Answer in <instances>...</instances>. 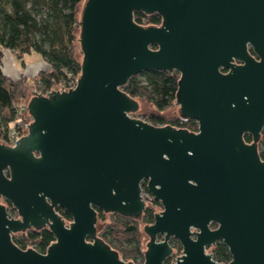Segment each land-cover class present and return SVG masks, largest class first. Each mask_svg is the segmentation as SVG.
I'll list each match as a JSON object with an SVG mask.
<instances>
[{
    "label": "water",
    "instance_id": "1",
    "mask_svg": "<svg viewBox=\"0 0 264 264\" xmlns=\"http://www.w3.org/2000/svg\"><path fill=\"white\" fill-rule=\"evenodd\" d=\"M76 17V87L28 89V127L0 143V197L17 213L0 202V264H134L97 236V211L139 219L143 182L161 210L142 264L171 257L170 237L171 264H224L206 251L218 241L227 264H264V0H81ZM149 69L179 73L172 103L196 131L134 115L123 87ZM43 228L45 252L12 241Z\"/></svg>",
    "mask_w": 264,
    "mask_h": 264
},
{
    "label": "trees",
    "instance_id": "2",
    "mask_svg": "<svg viewBox=\"0 0 264 264\" xmlns=\"http://www.w3.org/2000/svg\"><path fill=\"white\" fill-rule=\"evenodd\" d=\"M81 0H0V64L5 51L17 56L35 52L47 62L50 69L40 72L36 85L48 89L53 83L66 80L68 74L80 72V63L75 60L77 53L76 33L79 29L76 12ZM134 20L145 25H159L161 18L158 14L134 12ZM176 71L149 69L132 76L123 90L132 98H142L152 104L154 111L143 119L154 125L169 124L176 128L189 131L197 130V122L190 118L178 116L167 117L161 113L169 109L175 99L177 90ZM25 80H11L0 68V140L5 136L9 123L15 118L13 106L25 97ZM246 141L251 140L250 136ZM259 155L264 160V128L258 143ZM147 192L145 182L142 184ZM160 206L158 201H152L145 207L141 217L134 219L116 213L97 211V236L121 258L128 261L143 262V248L140 239V226L153 222L155 208ZM9 209H12L9 203ZM61 216L70 221L68 212H60ZM108 219V222H105ZM54 240L47 228L30 229L23 233L12 235L13 243L21 249L30 248L45 252ZM174 248L180 251L182 247L175 241ZM211 253L217 261L227 263L230 254L226 246L218 241L212 247Z\"/></svg>",
    "mask_w": 264,
    "mask_h": 264
},
{
    "label": "rangeland",
    "instance_id": "3",
    "mask_svg": "<svg viewBox=\"0 0 264 264\" xmlns=\"http://www.w3.org/2000/svg\"><path fill=\"white\" fill-rule=\"evenodd\" d=\"M77 53L79 55H81V51L79 50V47H77ZM35 55H38L37 53L35 52H31L29 54H25L23 57L25 59V63H21L22 61L18 62V59H15V61H17V65L19 66L18 67V70L13 74V75H5L7 76L9 79L11 80H18L20 78H24L25 80V97L23 99H21L19 102L21 101H25V99L28 98V95H27V90L28 89H32V91L34 89H37V85H36V81H37V76L40 72H47L50 67L48 66L47 62L46 61H38L36 60V56ZM16 56V54H15ZM36 60V61H35ZM137 101L139 103V109L136 113H134V115L136 117H141V116H144V114H147L151 111H154V107L152 106L151 103L145 101L144 99L142 98H137ZM18 103V102H17ZM178 106L176 104H173L169 109H167L166 111L162 112L161 114L162 115H165L167 117H175V116H178V112L176 110ZM12 126V122L9 123V127ZM143 196V195H142ZM105 222H108V219L105 221ZM142 226H140V239H141V243H142V248L143 250H145L146 248V243L149 241V238L148 236L143 232L142 230Z\"/></svg>",
    "mask_w": 264,
    "mask_h": 264
},
{
    "label": "built area",
    "instance_id": "4",
    "mask_svg": "<svg viewBox=\"0 0 264 264\" xmlns=\"http://www.w3.org/2000/svg\"><path fill=\"white\" fill-rule=\"evenodd\" d=\"M77 75H79V72L76 75L68 74V78L66 80H62L60 82L53 83L48 89L38 87L37 89H34L32 92H36V93H40V94L44 95L50 91V88L54 89V86H58L59 84L63 88H66V89L72 88L73 89L76 87V84H77ZM22 105H25V101H21V102L15 104L13 106L14 111H15V118L12 120V126L7 129L5 136H2V138H1V141L4 144L13 145L15 140L23 135L22 130L28 127L25 116L21 112V106ZM142 195H143V199L145 200L146 204L151 205L152 201L154 200L153 197L151 196V194L149 192H143ZM8 214L12 218L17 217V213L14 209L10 210L8 212ZM29 247L34 249L33 245H29Z\"/></svg>",
    "mask_w": 264,
    "mask_h": 264
},
{
    "label": "flooded vegetation",
    "instance_id": "5",
    "mask_svg": "<svg viewBox=\"0 0 264 264\" xmlns=\"http://www.w3.org/2000/svg\"><path fill=\"white\" fill-rule=\"evenodd\" d=\"M236 62V61H235ZM237 63V62H236ZM221 69H223V70H226L227 71V69H225V68H221ZM142 118V117H141ZM263 130V129H262ZM261 133H262V131H261ZM248 136H250L249 134H244V136H243V138H244V141L246 142V143H251L252 142V140H249V141H246L245 139L246 138H248L249 139V137ZM250 138H251V136H250ZM260 138H261V135H260ZM260 138H259V140H260ZM259 140H258V142H257V150H258V153H259V149H258V143H259ZM0 143H3L1 140H0ZM260 156V155H259ZM261 158V157H260ZM263 160V159H262ZM264 161V160H263ZM144 183V182H143ZM143 183H141V188H142V193L143 192H146L145 191V188H144V186H142V184ZM147 192H148V190H147ZM154 201V200H153ZM0 202L1 203H3L4 205H5V207H6V209H7V212H9L10 211V209H9V202L8 201H6L5 199H3V198H1L0 197ZM147 206H149V205H147L146 204V207ZM13 209V208H12ZM57 212L61 215V211H62V208H60V207H58L57 209ZM161 210V205L160 206H157L156 208H155V213H157V212H159ZM154 213V214H155ZM144 226V225H143ZM143 226H142V230H143ZM144 232V231H143ZM149 238V237H148ZM162 239V237L161 236H158L157 237V240H161ZM175 241H177L175 238H173V237H170L169 239H168V243H169V245L172 247V250H173V253H172V256L171 257H169L168 259H166L165 261H164V263L163 264H171L174 260H175V258L176 257H178L179 255H181V253H182V249L180 250V251H177L176 250V248H174L173 246H174V242ZM178 242V241H177ZM179 243V242H178ZM180 244V243H179ZM181 246V245H180ZM212 247H214V246H212ZM212 247H209V248H207L206 249V251H208V252H211V249H212ZM144 251L145 250H143V260H144ZM121 258V257H120ZM122 260H124L123 258H121ZM124 261H126V262H131V263H134V264H139V260H137V262H134V261H128V260H124ZM143 263V262H142ZM141 263V264H142ZM228 263V262H227ZM227 263H224V264H227Z\"/></svg>",
    "mask_w": 264,
    "mask_h": 264
},
{
    "label": "crops",
    "instance_id": "6",
    "mask_svg": "<svg viewBox=\"0 0 264 264\" xmlns=\"http://www.w3.org/2000/svg\"><path fill=\"white\" fill-rule=\"evenodd\" d=\"M24 55H22L21 57L19 56H15L14 53L10 52V51H5V53L3 54V58H2V61H1V64H0V68L2 70V72L5 74V75H13L17 70H18V63L17 61H15L14 57L16 59H18V62L22 61L21 63H25V59L23 57ZM36 56V60L37 62L38 61H43V59L38 55H35ZM35 60V61H36Z\"/></svg>",
    "mask_w": 264,
    "mask_h": 264
}]
</instances>
